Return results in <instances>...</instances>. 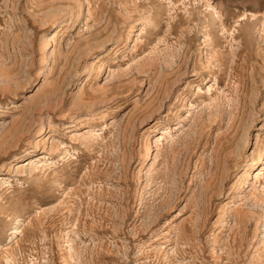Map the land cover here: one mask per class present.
Listing matches in <instances>:
<instances>
[{
    "label": "rangeland",
    "instance_id": "rangeland-1",
    "mask_svg": "<svg viewBox=\"0 0 264 264\" xmlns=\"http://www.w3.org/2000/svg\"><path fill=\"white\" fill-rule=\"evenodd\" d=\"M0 264H264V0H0Z\"/></svg>",
    "mask_w": 264,
    "mask_h": 264
},
{
    "label": "bare ground",
    "instance_id": "bare-ground-1",
    "mask_svg": "<svg viewBox=\"0 0 264 264\" xmlns=\"http://www.w3.org/2000/svg\"><path fill=\"white\" fill-rule=\"evenodd\" d=\"M34 162H39V159H36V160H34V161H32V160H28V161H26L25 165L33 164ZM260 170H261V169H260ZM260 170H259V171H256L255 175L253 176V178L255 179V181L258 180L259 175L261 174V171H260Z\"/></svg>",
    "mask_w": 264,
    "mask_h": 264
}]
</instances>
